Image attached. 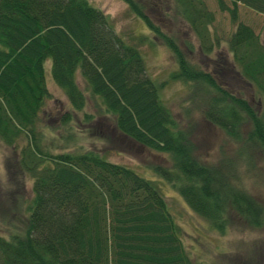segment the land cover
I'll return each instance as SVG.
<instances>
[{
  "label": "trees",
  "instance_id": "trees-1",
  "mask_svg": "<svg viewBox=\"0 0 264 264\" xmlns=\"http://www.w3.org/2000/svg\"><path fill=\"white\" fill-rule=\"evenodd\" d=\"M122 1L170 51L176 62L170 76L188 83V98L197 96L201 116L238 144L264 150V31L254 33L236 10L240 4L264 13V0H228L229 6L216 0L231 24L225 41L229 59L214 53L220 60L217 79L189 62L173 37L150 19L149 0ZM159 2L185 22L199 52L213 51L218 43L209 29L213 14L201 0ZM45 59L68 104L60 124L78 112L83 120L90 117L83 111L86 91L118 132L165 152L171 166L154 167L153 177H143L96 150L56 148L54 139L45 143L48 125L38 116L48 97ZM226 72L255 89L256 108L218 80ZM158 87L145 73L137 47L87 0H0V143L12 148V193H21L27 175L31 194L22 228L0 232V264H201L184 247L157 179L203 218L208 230L223 232L230 213L247 225L260 223L258 204L235 184L237 175L192 155L193 143L159 99ZM12 200L18 208L19 197Z\"/></svg>",
  "mask_w": 264,
  "mask_h": 264
},
{
  "label": "rangeland",
  "instance_id": "rangeland-1",
  "mask_svg": "<svg viewBox=\"0 0 264 264\" xmlns=\"http://www.w3.org/2000/svg\"><path fill=\"white\" fill-rule=\"evenodd\" d=\"M87 1L107 14L113 30L137 47L145 73L159 84V99L170 110L178 126L187 131L193 143L192 155L196 160L208 166L216 165L222 173L233 172L238 177L235 184L258 204L261 218L258 225H247L236 214L230 213L226 218L225 230L219 233L208 230L205 220L191 211L166 182L157 179L167 206L180 225L184 247L201 264H264V150L258 146L238 144L222 129L201 116L195 103L197 96L192 100L188 98V83L170 76L176 70V62L170 51L146 29L138 16L129 11L122 0ZM149 1L152 9H147L146 12L150 19L163 33L173 37L189 62L208 71L217 79L214 67H220V60L214 53L221 51L229 59V55L225 53V41L231 29L227 12L217 7L216 0H201L205 8L213 14L209 29L218 38L213 51L205 56L197 49V41L185 22L167 10L165 2L163 5L159 0ZM223 1L226 6L230 5L228 0ZM236 10L241 22L250 26L259 36L263 33L264 13L255 12L240 4H236ZM42 66L48 97L38 116L42 123L48 125V128L43 129L42 139L45 143L54 139L56 148L96 150L107 160L128 166L143 177H153L154 167L171 166V160L165 152L140 145L118 132L112 117L99 111L86 91L83 111L90 117L83 120L78 112L66 124H60L59 117L68 108V104L49 76V60L45 59ZM219 72L222 71L218 69ZM76 79L80 87H83L80 78L77 76ZM218 80L231 92L244 97L254 108L258 106V94L250 84L234 78L228 72L219 76ZM67 133L70 137L65 139ZM240 133L243 135L242 129ZM59 143L63 146H59ZM11 160L12 148L0 143V232L4 235L9 229L22 228L25 206L31 196L30 177L27 175L23 176L21 193H12V172L8 165ZM13 196L20 199L18 208L13 206Z\"/></svg>",
  "mask_w": 264,
  "mask_h": 264
}]
</instances>
